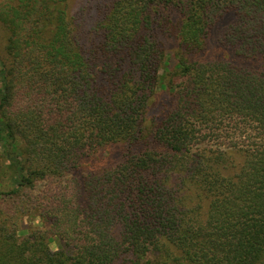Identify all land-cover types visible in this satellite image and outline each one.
Wrapping results in <instances>:
<instances>
[{"label":"trees","instance_id":"16d2710c","mask_svg":"<svg viewBox=\"0 0 264 264\" xmlns=\"http://www.w3.org/2000/svg\"><path fill=\"white\" fill-rule=\"evenodd\" d=\"M52 1L0 7V264H264V0Z\"/></svg>","mask_w":264,"mask_h":264},{"label":"rangeland","instance_id":"374dc122","mask_svg":"<svg viewBox=\"0 0 264 264\" xmlns=\"http://www.w3.org/2000/svg\"><path fill=\"white\" fill-rule=\"evenodd\" d=\"M8 0H0V7ZM42 4H41V2ZM45 0H36L34 3L32 9L30 8V11L24 12L23 18H22V26L25 27L23 31H27L30 27H39V25H42V22L37 20V15H40L39 8H41V12H45ZM49 3H53L52 0H48ZM68 11L67 15L68 17L73 15L78 8L81 6H87L89 4L88 0H69L68 1ZM42 5V7H41ZM99 15H95L94 17H100L101 13H97ZM91 20L88 25L94 23V20ZM20 17L17 18V22L20 23ZM39 23H38V22ZM98 21V20H97ZM96 25V24H95ZM52 26H49L48 29L52 30ZM43 28V27H42ZM38 30V29H37ZM23 32V33H24ZM7 35L5 32V28L3 27V24L0 21V46H4V44L7 42ZM17 98L18 100L15 102V105H22L24 102H26L27 98L23 95V89L20 88V85L17 86ZM160 94V93H159ZM158 94V95H159ZM156 95L153 98V104L150 110V113H154L157 111L159 104H160V95ZM24 100V101H23ZM27 103V102H26ZM7 177L6 175L0 176V192L5 190L6 184H7ZM41 186V185H40ZM39 186V187H40ZM39 189L37 190H28L24 193L22 197L13 196V195H3L0 193V215L2 219H5L2 221V230L3 235L6 237L8 234H11L12 232L15 234L16 238L21 241L23 238L28 237L31 233L37 230H45L46 228H43V221L39 216L30 215L25 216L21 215V201L27 197H34L38 194ZM23 202V201H22ZM41 228V229H40ZM57 242L52 241L50 246L52 250L57 249Z\"/></svg>","mask_w":264,"mask_h":264}]
</instances>
